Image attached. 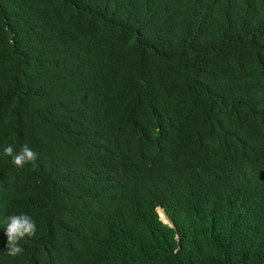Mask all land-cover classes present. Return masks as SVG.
<instances>
[{
	"label": "trees",
	"instance_id": "trees-1",
	"mask_svg": "<svg viewBox=\"0 0 264 264\" xmlns=\"http://www.w3.org/2000/svg\"><path fill=\"white\" fill-rule=\"evenodd\" d=\"M25 144L0 264H264V0H0V152Z\"/></svg>",
	"mask_w": 264,
	"mask_h": 264
},
{
	"label": "clouds",
	"instance_id": "clouds-1",
	"mask_svg": "<svg viewBox=\"0 0 264 264\" xmlns=\"http://www.w3.org/2000/svg\"><path fill=\"white\" fill-rule=\"evenodd\" d=\"M0 155L10 157L12 163L18 168L24 167L27 163H31L35 167V161L38 157V154L27 144L23 145L19 152H15L13 147L10 145L6 146L3 148L2 152H0ZM156 212L161 220L162 218L159 215L158 208L156 209ZM164 214L170 222L165 210ZM3 225L5 228V235L7 237L5 254L9 257L20 256L24 251L20 241L24 240L26 237H33L36 235V222L29 215L13 214L6 216L3 219Z\"/></svg>",
	"mask_w": 264,
	"mask_h": 264
},
{
	"label": "water",
	"instance_id": "water-1",
	"mask_svg": "<svg viewBox=\"0 0 264 264\" xmlns=\"http://www.w3.org/2000/svg\"><path fill=\"white\" fill-rule=\"evenodd\" d=\"M161 221L164 223V224H168L169 226H172L171 223L167 220H164V219H161Z\"/></svg>",
	"mask_w": 264,
	"mask_h": 264
},
{
	"label": "bare ground",
	"instance_id": "bare-ground-1",
	"mask_svg": "<svg viewBox=\"0 0 264 264\" xmlns=\"http://www.w3.org/2000/svg\"><path fill=\"white\" fill-rule=\"evenodd\" d=\"M160 216H161V218H162V219H164V220H167V221H168V219H167V217L165 216V214H164V213H161V215H160ZM164 217H165V218H164Z\"/></svg>",
	"mask_w": 264,
	"mask_h": 264
}]
</instances>
